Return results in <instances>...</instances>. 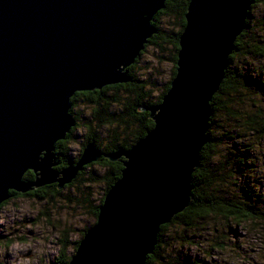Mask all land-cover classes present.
I'll return each instance as SVG.
<instances>
[{
    "label": "water",
    "instance_id": "water-1",
    "mask_svg": "<svg viewBox=\"0 0 264 264\" xmlns=\"http://www.w3.org/2000/svg\"><path fill=\"white\" fill-rule=\"evenodd\" d=\"M251 0H189L176 72L153 127L127 151L87 143L57 170L53 146L74 125L70 97L129 80L164 0H0V204L9 191L70 183L101 156L124 157L95 221L67 264H145L160 225L190 204L191 174L217 91ZM27 171L33 180H24Z\"/></svg>",
    "mask_w": 264,
    "mask_h": 264
},
{
    "label": "trees",
    "instance_id": "trees-1",
    "mask_svg": "<svg viewBox=\"0 0 264 264\" xmlns=\"http://www.w3.org/2000/svg\"><path fill=\"white\" fill-rule=\"evenodd\" d=\"M188 2L164 0V7L151 19L154 32L137 58L124 69L128 81L105 85L100 89L77 91L70 97L69 112L74 125L53 146L57 170L78 158L70 154L69 146L77 140L76 133L81 128L85 129L81 148L91 142L102 154H107L129 150L153 127V120L145 108L161 102L175 75L179 35L185 24ZM251 2L244 27L233 42L218 89L209 102L211 114L206 142L200 149L198 164L191 174L190 204L168 223L160 225L153 252L147 255L145 264H207L204 256H208L211 250L230 246L226 235L229 236L230 232L236 235L235 227L245 229L248 226V235L253 231L257 232L253 235L264 234V160L259 156H264L261 151L264 147V0ZM257 6H260L259 14L252 17V10ZM145 47L155 49L156 61L158 52L162 54H158L159 58L172 63L170 77L158 94L157 71L152 70L150 65H139ZM79 104L87 107L89 112L76 111ZM123 160L124 157H120L110 161L101 156L96 162L85 165L70 183L62 187L76 186L80 189L85 180L104 185L98 200L93 201L88 190L77 200L91 214L93 223L105 193L121 176ZM92 166H99L102 169L100 174H95ZM88 168L92 170L86 173ZM23 178L33 180L34 174L27 171ZM48 188L55 194L59 192L56 185H46L29 193L10 190L9 197L38 196L43 191L40 189ZM88 227L76 240H70L67 230L63 232L59 239L60 264L68 263ZM199 240L208 242L203 257H200L198 249L195 254L191 250ZM184 243L187 252L183 251ZM69 247L73 248L72 252L66 253ZM231 247L235 249L239 246Z\"/></svg>",
    "mask_w": 264,
    "mask_h": 264
},
{
    "label": "rangeland",
    "instance_id": "rangeland-1",
    "mask_svg": "<svg viewBox=\"0 0 264 264\" xmlns=\"http://www.w3.org/2000/svg\"><path fill=\"white\" fill-rule=\"evenodd\" d=\"M249 9L250 6L247 12ZM259 9L260 6H257L252 10V17L258 16ZM164 22H167L166 18H164ZM155 53L153 47H145L143 54L140 55L139 65L142 67L150 65L152 70L157 71L158 94L160 88L170 77L172 63L167 59L159 58L158 54L160 53L158 52L156 61ZM78 110L79 112L82 110L85 113L89 112L83 104H79L76 111ZM84 130L81 128L76 133L77 140H74L69 146L70 154L74 158L79 157L82 151L80 145L84 141L82 136L85 134ZM262 145L264 146V140ZM262 150L264 154V147ZM259 156L261 160H264V156ZM52 160L56 162L54 155ZM56 166L57 162L54 167L56 168ZM262 167L264 168L263 164ZM92 168L95 174L102 171L99 166H92ZM90 170L92 169L88 168L85 172L89 173ZM87 182L89 181L85 180L80 189L76 186L59 188L58 194L48 188L40 189L43 191L38 193V196L32 193L33 195L9 197L5 200L6 202L0 207V264H48L53 258L60 257L59 239H61L63 232L67 230L70 240H76L81 231L93 223L91 214L85 207L79 205L77 200L81 196H85L88 191H91L90 198L93 201L98 200L104 185L90 182L87 185ZM34 189L36 188L24 193L32 192ZM235 229L236 235L231 232L229 236L226 235L230 240V246L226 245L222 250H211L208 256H204L205 260L208 261L207 264H264V234H259V237L253 235V233H257L253 231L248 235L247 230H250L248 226L245 229L243 227H235ZM245 235L246 237H243ZM185 244H182V248L184 252H187ZM237 244L239 247L235 249L231 247L237 246ZM206 248H208V242L199 240L195 247L192 246L191 250L195 254L198 249L200 257H203ZM238 248L239 251L236 252ZM72 249L69 247L66 253L72 252ZM192 252H190L191 255Z\"/></svg>",
    "mask_w": 264,
    "mask_h": 264
},
{
    "label": "flooded vegetation",
    "instance_id": "flooded-vegetation-1",
    "mask_svg": "<svg viewBox=\"0 0 264 264\" xmlns=\"http://www.w3.org/2000/svg\"><path fill=\"white\" fill-rule=\"evenodd\" d=\"M32 172V171H30ZM33 173V172H32ZM50 185H56L55 183L54 184H50ZM60 259L59 258H53V260H51L48 264H60Z\"/></svg>",
    "mask_w": 264,
    "mask_h": 264
}]
</instances>
